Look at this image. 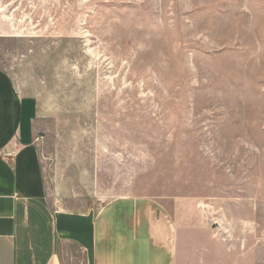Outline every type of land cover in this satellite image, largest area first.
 Wrapping results in <instances>:
<instances>
[{
  "label": "rangeland",
  "instance_id": "obj_1",
  "mask_svg": "<svg viewBox=\"0 0 264 264\" xmlns=\"http://www.w3.org/2000/svg\"><path fill=\"white\" fill-rule=\"evenodd\" d=\"M0 70L48 198L180 199L264 264V0H0Z\"/></svg>",
  "mask_w": 264,
  "mask_h": 264
},
{
  "label": "crops",
  "instance_id": "obj_2",
  "mask_svg": "<svg viewBox=\"0 0 264 264\" xmlns=\"http://www.w3.org/2000/svg\"><path fill=\"white\" fill-rule=\"evenodd\" d=\"M37 105L0 70V264H244L180 199L122 196L80 207L50 199Z\"/></svg>",
  "mask_w": 264,
  "mask_h": 264
},
{
  "label": "built area",
  "instance_id": "obj_3",
  "mask_svg": "<svg viewBox=\"0 0 264 264\" xmlns=\"http://www.w3.org/2000/svg\"><path fill=\"white\" fill-rule=\"evenodd\" d=\"M208 224L210 225L211 224V221L210 220H207Z\"/></svg>",
  "mask_w": 264,
  "mask_h": 264
}]
</instances>
